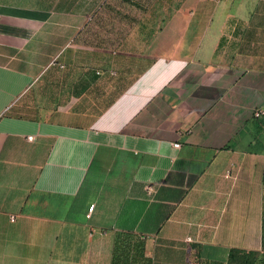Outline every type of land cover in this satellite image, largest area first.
Wrapping results in <instances>:
<instances>
[{"label": "crops", "instance_id": "0c3cea01", "mask_svg": "<svg viewBox=\"0 0 264 264\" xmlns=\"http://www.w3.org/2000/svg\"><path fill=\"white\" fill-rule=\"evenodd\" d=\"M117 233L264 264V0H0V264H111Z\"/></svg>", "mask_w": 264, "mask_h": 264}, {"label": "trees", "instance_id": "16d2710c", "mask_svg": "<svg viewBox=\"0 0 264 264\" xmlns=\"http://www.w3.org/2000/svg\"><path fill=\"white\" fill-rule=\"evenodd\" d=\"M144 248L145 241L142 238L117 233L111 264H150ZM257 258L258 253L255 251L245 252L233 248L229 251L226 264H255Z\"/></svg>", "mask_w": 264, "mask_h": 264}, {"label": "built area", "instance_id": "2783aa9c", "mask_svg": "<svg viewBox=\"0 0 264 264\" xmlns=\"http://www.w3.org/2000/svg\"><path fill=\"white\" fill-rule=\"evenodd\" d=\"M262 114H263V111H262L260 108H257V109L254 111V113H253V115H254L255 117H260ZM173 146H175V147H179L180 144H179V143H174ZM9 218H10L11 221H13L14 218H15V216L11 214V215L9 216Z\"/></svg>", "mask_w": 264, "mask_h": 264}, {"label": "rangeland", "instance_id": "374dc122", "mask_svg": "<svg viewBox=\"0 0 264 264\" xmlns=\"http://www.w3.org/2000/svg\"><path fill=\"white\" fill-rule=\"evenodd\" d=\"M171 1V5L172 6H175L176 5V2H177V0H170ZM159 3V0H156V4H158ZM9 217H7V219H8Z\"/></svg>", "mask_w": 264, "mask_h": 264}]
</instances>
